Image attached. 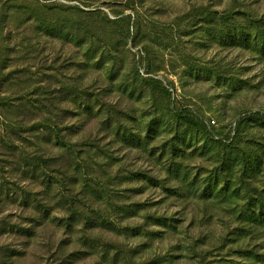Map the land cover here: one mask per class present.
Instances as JSON below:
<instances>
[{"label": "rangeland", "instance_id": "obj_1", "mask_svg": "<svg viewBox=\"0 0 264 264\" xmlns=\"http://www.w3.org/2000/svg\"><path fill=\"white\" fill-rule=\"evenodd\" d=\"M0 264H264V0H0Z\"/></svg>", "mask_w": 264, "mask_h": 264}, {"label": "trees", "instance_id": "obj_2", "mask_svg": "<svg viewBox=\"0 0 264 264\" xmlns=\"http://www.w3.org/2000/svg\"><path fill=\"white\" fill-rule=\"evenodd\" d=\"M183 119H187L188 121H190L191 119L189 118V117H183ZM57 134V136H59V134L58 133H56ZM43 160V159H42ZM42 162H44V161H42Z\"/></svg>", "mask_w": 264, "mask_h": 264}, {"label": "built area", "instance_id": "obj_3", "mask_svg": "<svg viewBox=\"0 0 264 264\" xmlns=\"http://www.w3.org/2000/svg\"><path fill=\"white\" fill-rule=\"evenodd\" d=\"M210 122H211V124H215V120L214 119H211Z\"/></svg>", "mask_w": 264, "mask_h": 264}]
</instances>
